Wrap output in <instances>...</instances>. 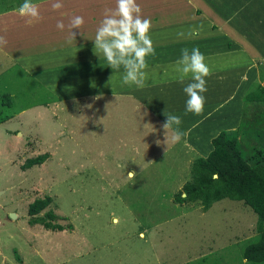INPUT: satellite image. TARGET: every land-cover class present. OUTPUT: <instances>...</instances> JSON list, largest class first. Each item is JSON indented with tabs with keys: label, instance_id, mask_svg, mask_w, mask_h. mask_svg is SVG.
Here are the masks:
<instances>
[{
	"label": "rangeland",
	"instance_id": "rangeland-1",
	"mask_svg": "<svg viewBox=\"0 0 264 264\" xmlns=\"http://www.w3.org/2000/svg\"><path fill=\"white\" fill-rule=\"evenodd\" d=\"M23 2L0 0V16ZM7 18L0 17L4 19L0 36L14 31ZM251 52L259 56L248 58L258 79L244 97L238 137L246 158L264 157V44ZM35 62L44 70L55 65L41 59ZM107 64L97 50V93L107 90L98 87L108 77L103 71ZM171 64L148 65H155V72ZM19 65L0 54V264H247L242 250L258 236L250 208L222 199L203 212L198 201H174L176 193H184V183L191 181L194 156L184 162L174 155L171 163L161 161L154 167L152 163L137 171L148 152L145 140L153 135V125L143 123L140 112L128 115L131 109L124 104L116 108L111 102L108 107L117 121L111 124L97 118L94 110L90 112L94 118L89 112L75 114L66 106L52 110L50 104L59 97L29 74L28 63ZM118 82V92L132 91L122 78ZM44 103L48 108L31 109L36 110L33 115L31 110L22 116L18 113ZM42 155L47 158L34 162ZM128 171L136 173L133 180L127 178ZM44 198L46 207L29 210ZM48 212L62 231L40 225L49 221Z\"/></svg>",
	"mask_w": 264,
	"mask_h": 264
},
{
	"label": "crops",
	"instance_id": "crops-1",
	"mask_svg": "<svg viewBox=\"0 0 264 264\" xmlns=\"http://www.w3.org/2000/svg\"><path fill=\"white\" fill-rule=\"evenodd\" d=\"M32 2L39 6L43 19L31 26H27L25 18L16 14L17 8L7 9L1 15L9 17V26L14 31L1 35L7 44L0 46V54L15 63L18 61L20 67L26 63L32 67L29 74L42 81L41 87L59 97V101L50 104L52 110H63V106H66L71 112H77L75 114L89 112L88 116L93 114V118L94 113L90 112L94 110L97 111V118L111 124L117 123L111 115L112 108L108 107L111 102L116 108L124 104L127 110L131 109L128 115L140 112L142 122L153 125V135L145 140L148 152L142 157L144 164L137 171L152 163L153 167L161 161L171 163L174 155L184 159V162H188L191 156L204 158L211 151L210 140L213 137L220 131L238 127L244 97L258 79L257 70L253 73L248 58L254 54L258 59V54L251 51H258V47L264 44V0H137L142 16L151 21V40H156L153 45L155 57L150 56L151 59L146 62L158 66L172 62L173 66L154 72L152 66H156L147 64L145 86L137 88L131 85L132 91L124 90L125 93L117 91L124 69L118 72L109 67L103 69L108 76L102 80L105 82L98 85L107 90L97 93V50L94 39L98 21L103 19L106 9L115 8V0H63L64 7L59 11L52 10V0ZM61 13L68 15L62 17ZM71 15L82 16L84 24L79 30L73 29L76 39L69 43L68 23ZM60 19L65 24L63 31L56 28ZM180 32L184 33L183 37L178 36ZM194 47L199 48L210 69V75L206 78L207 91L203 93L204 109L200 115L186 113L187 96L183 88L192 82L191 75L181 83L180 74L176 71L181 50L187 48L191 51ZM38 59L48 61L46 65H55L46 70L37 68V62L32 61ZM57 66L62 69L57 70ZM113 89L122 94L116 95ZM76 95H80L78 99ZM114 95L117 97H112ZM41 108L48 106L46 103L33 104L18 113L22 116L31 109ZM36 110H31L29 114L33 115ZM42 114H45V110ZM167 114L181 118L180 131L186 135L179 143H171V133L165 132L163 125ZM132 118L131 125L134 124ZM125 121L128 122V116ZM179 152H183V155Z\"/></svg>",
	"mask_w": 264,
	"mask_h": 264
},
{
	"label": "clouds",
	"instance_id": "clouds-1",
	"mask_svg": "<svg viewBox=\"0 0 264 264\" xmlns=\"http://www.w3.org/2000/svg\"><path fill=\"white\" fill-rule=\"evenodd\" d=\"M64 7L63 0H52L51 8L59 11ZM16 14L25 18V24L31 26L43 19L40 14L39 6L32 0L24 2L16 9ZM68 15L61 13V16ZM84 24V19L79 15L69 17V43L75 41L76 33L73 29H80ZM152 27L151 21L144 18L137 0H115V8L106 9L104 17L96 30L94 48L98 50L106 59L111 69L119 71L124 69L122 84L135 85L143 88L146 81L147 68L146 58L155 55V49L149 35ZM56 28L63 31L65 24L63 19L56 23ZM192 33L190 32L189 35ZM183 37L184 33H178ZM7 40L0 36V46H5ZM176 71L180 74L181 83L191 75V83L183 88L187 96L185 102L186 113L200 115L203 112L205 98L203 93L207 91L206 78L210 75V69L205 63V57L199 48H187L181 50L180 59L176 61ZM166 123L163 125L165 132H170V142L179 143L186 135L180 131L182 123L177 115L167 114ZM135 172H129L127 178L133 180Z\"/></svg>",
	"mask_w": 264,
	"mask_h": 264
},
{
	"label": "trees",
	"instance_id": "trees-1",
	"mask_svg": "<svg viewBox=\"0 0 264 264\" xmlns=\"http://www.w3.org/2000/svg\"><path fill=\"white\" fill-rule=\"evenodd\" d=\"M2 99L8 104L7 95H2ZM241 128L242 122L235 130L220 131L210 140L211 151L206 157L194 160L191 166V181L184 183L181 188L184 193H176L174 201L177 204L198 201L203 212L208 210L212 203L222 199L242 202L255 215V231L258 236L244 247L241 255L247 264H262L264 263V163L262 161L264 157L260 155L246 158L239 148L238 137ZM46 158L47 155H42L34 162L38 164ZM250 160L252 164L249 163ZM47 202V198L38 199L30 205L29 210L39 212L46 207ZM51 214L47 213L50 222L54 218ZM49 221L40 223L44 230L52 232L63 230L61 226Z\"/></svg>",
	"mask_w": 264,
	"mask_h": 264
},
{
	"label": "water",
	"instance_id": "water-1",
	"mask_svg": "<svg viewBox=\"0 0 264 264\" xmlns=\"http://www.w3.org/2000/svg\"><path fill=\"white\" fill-rule=\"evenodd\" d=\"M215 177V176H214ZM181 196H183V195H181ZM10 217H12V215H10Z\"/></svg>",
	"mask_w": 264,
	"mask_h": 264
}]
</instances>
